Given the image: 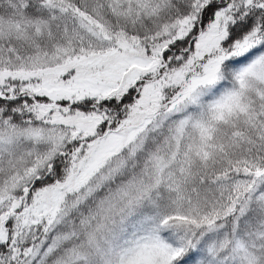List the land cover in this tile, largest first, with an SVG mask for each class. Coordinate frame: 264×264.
Here are the masks:
<instances>
[{
	"label": "snow or ice",
	"instance_id": "6c2138e0",
	"mask_svg": "<svg viewBox=\"0 0 264 264\" xmlns=\"http://www.w3.org/2000/svg\"><path fill=\"white\" fill-rule=\"evenodd\" d=\"M0 264H264V0H0Z\"/></svg>",
	"mask_w": 264,
	"mask_h": 264
}]
</instances>
